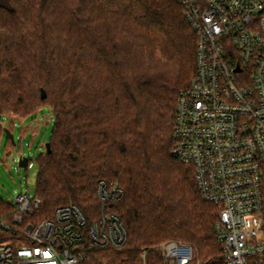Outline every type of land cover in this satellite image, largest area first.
I'll return each instance as SVG.
<instances>
[{
    "label": "trees",
    "instance_id": "1",
    "mask_svg": "<svg viewBox=\"0 0 264 264\" xmlns=\"http://www.w3.org/2000/svg\"><path fill=\"white\" fill-rule=\"evenodd\" d=\"M196 69L197 35L178 0H0V117L54 112L51 150L36 159L38 216L76 204L90 224L104 211L98 181L123 188L105 210L127 240L97 248L92 264H158L156 246L172 239L201 264H225L217 207L172 153L179 94ZM12 208L0 200V218Z\"/></svg>",
    "mask_w": 264,
    "mask_h": 264
},
{
    "label": "built area",
    "instance_id": "2",
    "mask_svg": "<svg viewBox=\"0 0 264 264\" xmlns=\"http://www.w3.org/2000/svg\"><path fill=\"white\" fill-rule=\"evenodd\" d=\"M178 1L197 35V69L179 94L172 153L194 166L201 196L217 207L225 264H264V0ZM97 194L104 211L88 224L76 204L41 217L43 199L19 193L0 218V264H92L97 248L122 246L127 228L105 208L123 188L101 179ZM156 247L158 264H201L188 242Z\"/></svg>",
    "mask_w": 264,
    "mask_h": 264
},
{
    "label": "rangeland",
    "instance_id": "3",
    "mask_svg": "<svg viewBox=\"0 0 264 264\" xmlns=\"http://www.w3.org/2000/svg\"><path fill=\"white\" fill-rule=\"evenodd\" d=\"M54 121V112L47 105L24 119L11 114L0 117V124L12 131L16 141V144L9 141L5 129L0 133V200L11 204L28 189L36 193V159L46 149ZM20 154L31 159L28 167L19 165Z\"/></svg>",
    "mask_w": 264,
    "mask_h": 264
},
{
    "label": "water",
    "instance_id": "4",
    "mask_svg": "<svg viewBox=\"0 0 264 264\" xmlns=\"http://www.w3.org/2000/svg\"><path fill=\"white\" fill-rule=\"evenodd\" d=\"M46 96H47L46 90L42 89V98H46ZM5 132L8 134L12 144H16V141H15V138H14V135H13L12 131L9 128H5ZM46 149H47V152H50V150H51V143L50 142L46 143ZM28 162H29V157L24 156L19 161V165L22 166V167H26Z\"/></svg>",
    "mask_w": 264,
    "mask_h": 264
}]
</instances>
